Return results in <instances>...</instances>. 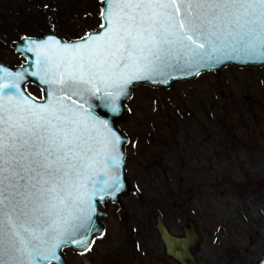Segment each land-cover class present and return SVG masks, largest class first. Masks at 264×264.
Returning a JSON list of instances; mask_svg holds the SVG:
<instances>
[{
  "label": "snow or ice",
  "instance_id": "6c2138e0",
  "mask_svg": "<svg viewBox=\"0 0 264 264\" xmlns=\"http://www.w3.org/2000/svg\"><path fill=\"white\" fill-rule=\"evenodd\" d=\"M101 2L102 36L27 49L43 66L42 82L53 86L50 101L35 104L19 90L23 75L4 73L9 82L0 84V264L59 259L55 249L68 242L61 237L90 221L97 193L87 189L88 170L101 163V155L115 160L119 138L88 114L87 94L102 93L114 105L126 85L162 65L212 59L230 46L264 57V0ZM73 96L84 103H65ZM100 129L106 130L102 137ZM113 186L119 190L114 175L107 187ZM100 192L101 200L109 194L107 188ZM49 239L43 254L40 246ZM78 243L91 250L88 240Z\"/></svg>",
  "mask_w": 264,
  "mask_h": 264
},
{
  "label": "rangeland",
  "instance_id": "374dc122",
  "mask_svg": "<svg viewBox=\"0 0 264 264\" xmlns=\"http://www.w3.org/2000/svg\"><path fill=\"white\" fill-rule=\"evenodd\" d=\"M99 6L100 0H0V60H19L9 41L22 34L84 33L99 22ZM26 89L38 93L31 84ZM118 124L129 135V190L120 203L101 207L106 238L117 241L119 232L154 222L156 214L178 232L189 216L202 236L199 264H239L240 254L248 264L264 252L263 67L226 64L166 87L137 83Z\"/></svg>",
  "mask_w": 264,
  "mask_h": 264
},
{
  "label": "water",
  "instance_id": "95a60500",
  "mask_svg": "<svg viewBox=\"0 0 264 264\" xmlns=\"http://www.w3.org/2000/svg\"><path fill=\"white\" fill-rule=\"evenodd\" d=\"M102 2L100 0V7L98 11L99 22L92 28L87 29L79 36H73L65 38L54 31H39L36 35L22 34L20 40H11L10 45L13 52L20 55L23 59L19 63L10 64L0 60V84L8 83L7 77H4V73H10L15 77L18 74L23 75V79L20 80L19 90L27 98H30L35 104L43 105L50 101L52 98L53 86L46 85L41 80L43 74L41 68L43 67L38 63V57L35 51H27L29 47H34V44H44L50 40H59L62 44L68 43H80L89 35H103V28L101 25L104 23L101 16ZM214 58L209 59L205 57L202 61L192 62L191 64H185L180 62L179 64L173 62L169 66H161L156 72L146 74L143 78L133 80L125 86L124 90L118 96L114 105H111L109 101L103 98L102 93L96 95L87 94L85 99L87 103L84 105L88 114L94 117L96 120H101L108 125V128L119 138L118 143L115 146L113 156L115 160L105 159L103 155L98 157L101 163H98L88 170L87 189L89 192L95 191L97 194L92 197L93 211L90 213L91 219L87 221L84 227L77 229L74 233H66L62 239L68 241L62 243L59 248L55 249L56 255L59 259H52L49 261H40L39 264H47L53 262L55 264H67L61 248L63 246H71L77 251L85 250L84 246L79 244L80 240L91 241V237L101 236L103 233V221L102 218L106 215L105 210L99 208L105 206L106 201L120 203L119 195L129 190V184L125 176V144L128 141L127 133L119 126L118 120L125 112V101L131 94L132 87L137 83L147 84L149 86L166 87L173 81L186 80L193 78L198 73L204 71H215L226 64H233L236 66H254L264 68V57L257 54H250L243 50L234 51L233 48L227 47L224 49L223 54L214 53ZM33 73H38L33 75ZM31 83L36 85L40 90V97L37 98L32 95L27 89L26 84ZM45 89L47 91H45ZM14 92L15 90H11ZM9 92L5 89V93ZM72 100L76 102L84 103L79 96H73L71 99L66 100L65 103L71 104ZM112 107H115V111H112ZM91 123V122H89ZM106 134L105 129H100L101 137ZM99 147V145H97ZM107 169V172H106ZM119 178V190H115V186L107 187L110 184L112 176ZM107 188L109 194L104 195V199L99 197L102 194L101 189ZM155 228L158 236L164 244L165 253L179 262L180 264H199L193 256V251L199 246L201 240V234L195 229V221L191 217L184 219L181 228L183 234L176 236L171 234L165 224L161 214H156L154 217ZM55 235V234H51ZM53 241L49 239V243L40 246V252L46 254ZM90 244V243H89ZM254 264H264V253H261Z\"/></svg>",
  "mask_w": 264,
  "mask_h": 264
},
{
  "label": "flooded vegetation",
  "instance_id": "af4514ba",
  "mask_svg": "<svg viewBox=\"0 0 264 264\" xmlns=\"http://www.w3.org/2000/svg\"><path fill=\"white\" fill-rule=\"evenodd\" d=\"M47 31H51V30H47ZM20 37L21 35L19 36L18 39H13V40H20ZM10 42L11 40L9 41V46H11ZM18 56H19V60L12 62L10 64L19 63L23 59L20 55ZM27 84H31V83H27ZM31 85L35 86V88L38 91V93L34 94V96L39 98L40 97L39 88L34 84ZM128 140H129V135H128ZM162 217L164 220L165 219L164 216ZM182 223L183 222L178 223L179 231L175 232L174 230L169 228L168 226L169 224H167L164 220V224L167 230L171 234L176 236H181L183 234L181 228ZM138 225L139 226L134 231L131 230L132 229L131 228L130 230H127L126 233L119 232L118 240L111 241L108 238H106L107 227L103 223V233L101 234V236L93 235L91 237V241L89 244V247L91 248L90 251L87 250L77 251L71 246H63L61 248V252L67 264H180L179 262L169 257L165 253L164 244L160 239V237L158 236L157 230L154 226L155 221L139 222ZM195 229L198 231L196 222H195ZM66 249H68L67 252H69V254L65 251ZM197 249L193 251V256L195 257L196 261L199 263L196 257ZM72 253L74 254L77 253L79 255V259L78 260L72 259L71 258ZM261 253L264 252H260L258 256L248 264H254V262L257 260V258L260 256ZM238 261L239 264H247L246 258H244V256L241 254L238 257ZM47 264H55V263L48 262Z\"/></svg>",
  "mask_w": 264,
  "mask_h": 264
},
{
  "label": "trees",
  "instance_id": "16d2710c",
  "mask_svg": "<svg viewBox=\"0 0 264 264\" xmlns=\"http://www.w3.org/2000/svg\"><path fill=\"white\" fill-rule=\"evenodd\" d=\"M17 8L20 9V7H17ZM190 187H192V186H190ZM182 193L189 195L190 191L186 190V189H182Z\"/></svg>",
  "mask_w": 264,
  "mask_h": 264
}]
</instances>
